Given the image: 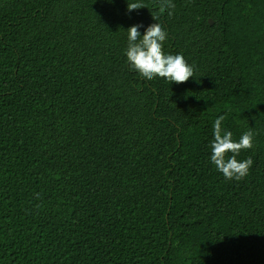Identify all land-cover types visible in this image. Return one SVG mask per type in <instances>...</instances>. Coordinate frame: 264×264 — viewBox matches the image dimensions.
Wrapping results in <instances>:
<instances>
[{
  "label": "trees",
  "instance_id": "1",
  "mask_svg": "<svg viewBox=\"0 0 264 264\" xmlns=\"http://www.w3.org/2000/svg\"><path fill=\"white\" fill-rule=\"evenodd\" d=\"M143 3L0 0V264H264V0H173L183 83L129 68ZM221 115L254 134L240 180L209 159Z\"/></svg>",
  "mask_w": 264,
  "mask_h": 264
},
{
  "label": "clouds",
  "instance_id": "2",
  "mask_svg": "<svg viewBox=\"0 0 264 264\" xmlns=\"http://www.w3.org/2000/svg\"><path fill=\"white\" fill-rule=\"evenodd\" d=\"M147 6L143 0H128L129 12ZM148 7V6H147ZM175 7L173 0H159V8L153 10L154 23L141 32L142 25L134 24L127 29V47L124 50L126 61L131 70L146 80L156 77L165 78L173 83H183L193 77L194 70L183 54H172L164 51L167 31L161 20L164 14L171 15ZM150 8V7H149ZM225 117L218 116L213 125V139L209 144L210 162L227 180H240L249 174L253 160L249 157L238 160L241 150L253 147L254 134L245 131L239 140L233 139V133L223 127ZM231 153V155H228Z\"/></svg>",
  "mask_w": 264,
  "mask_h": 264
},
{
  "label": "water",
  "instance_id": "3",
  "mask_svg": "<svg viewBox=\"0 0 264 264\" xmlns=\"http://www.w3.org/2000/svg\"><path fill=\"white\" fill-rule=\"evenodd\" d=\"M211 22H212V20H211Z\"/></svg>",
  "mask_w": 264,
  "mask_h": 264
}]
</instances>
